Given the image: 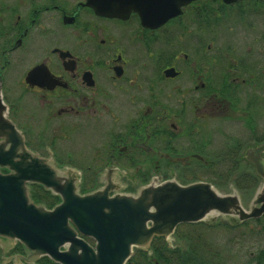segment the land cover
<instances>
[{
	"label": "flooded vegetation",
	"instance_id": "obj_1",
	"mask_svg": "<svg viewBox=\"0 0 264 264\" xmlns=\"http://www.w3.org/2000/svg\"><path fill=\"white\" fill-rule=\"evenodd\" d=\"M262 147L264 0H191L149 23L88 0H0V179L18 200L52 217L71 197L146 191L155 213L167 187L229 190L231 175L258 176L250 158L264 160ZM214 213L169 236L211 226ZM67 226L96 247L70 217ZM169 236L134 253L182 243ZM0 264L62 263L0 234Z\"/></svg>",
	"mask_w": 264,
	"mask_h": 264
},
{
	"label": "water",
	"instance_id": "obj_2",
	"mask_svg": "<svg viewBox=\"0 0 264 264\" xmlns=\"http://www.w3.org/2000/svg\"><path fill=\"white\" fill-rule=\"evenodd\" d=\"M117 1L88 0V4L106 15L136 11L143 23H149L166 21L177 15L182 5L191 0ZM260 149L264 151V147ZM250 159L256 164L258 175L264 179V160ZM7 182L10 181L0 179V234L17 236L30 248L49 254L62 264H126L134 247L146 246L152 234L169 236L180 223L197 222L213 212L224 216L237 215L241 222L264 215V185L257 192L255 206L248 211L237 191L222 195L205 183H194L167 187L165 205L155 213L150 211L146 191H143L137 201L128 197L88 196L73 203L76 198L71 197L70 202L59 206L51 217L40 208L18 200L16 185ZM67 217L73 219L82 231L95 236V248L73 235L67 226ZM149 220L154 221L152 228L147 227ZM66 243H69V250L60 251Z\"/></svg>",
	"mask_w": 264,
	"mask_h": 264
},
{
	"label": "rangeland",
	"instance_id": "obj_3",
	"mask_svg": "<svg viewBox=\"0 0 264 264\" xmlns=\"http://www.w3.org/2000/svg\"><path fill=\"white\" fill-rule=\"evenodd\" d=\"M234 175V177H237L242 174L240 171V173ZM258 182L259 183L255 184L253 187L249 186L242 190H237L240 194L242 204L247 211L255 206L257 192L264 185V180L261 178L258 179ZM231 184H234L233 181H231ZM241 185L244 186L245 183L242 181ZM218 191L226 195L235 192L236 188L231 185L229 190ZM207 220H213V226L203 227V230L206 231L208 236V243L210 247L218 253L223 255L224 253L227 254L229 264H244L248 262L250 257L255 255L264 242L262 235L255 232L258 226H260L258 222L249 221L241 225V227H229L230 223L233 224L238 222L239 216H222L218 213L212 214ZM183 231H190V228L185 227ZM167 240L170 245H175L179 243V241H182V239L179 240L174 236H169Z\"/></svg>",
	"mask_w": 264,
	"mask_h": 264
},
{
	"label": "trees",
	"instance_id": "obj_4",
	"mask_svg": "<svg viewBox=\"0 0 264 264\" xmlns=\"http://www.w3.org/2000/svg\"><path fill=\"white\" fill-rule=\"evenodd\" d=\"M232 177L234 176L231 175V181ZM258 179L257 175L242 174L241 176L234 177L233 181L235 186L242 190L249 186L253 187L257 184ZM242 181L245 183L244 186L241 185ZM251 221L259 223L260 226H258L255 232L261 234L264 240V215L259 219ZM247 222L249 221L230 223L229 227H241V225ZM203 226L195 224L193 230L185 232L186 235L183 238L181 236L183 242L177 245L176 248H170L166 244L165 250L161 252L155 246L152 255L148 254L145 250L137 249L128 264H156L157 262L159 264H229L227 254L218 253L210 247L207 239L208 236L206 231L203 230ZM244 264H264V242L255 255L250 257L249 261Z\"/></svg>",
	"mask_w": 264,
	"mask_h": 264
}]
</instances>
